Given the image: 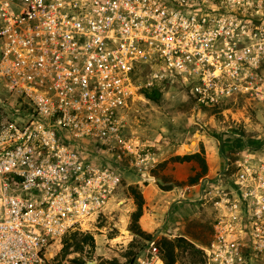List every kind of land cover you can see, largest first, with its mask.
<instances>
[{
	"label": "built area",
	"instance_id": "obj_1",
	"mask_svg": "<svg viewBox=\"0 0 264 264\" xmlns=\"http://www.w3.org/2000/svg\"><path fill=\"white\" fill-rule=\"evenodd\" d=\"M263 59L264 0H0V264H48L125 172L157 182L159 139L125 133L140 90L179 84L201 108L261 99ZM221 136L247 149L221 144L199 181L216 210L203 264H264V166L241 132ZM133 264H164L156 236Z\"/></svg>",
	"mask_w": 264,
	"mask_h": 264
},
{
	"label": "rangeland",
	"instance_id": "obj_2",
	"mask_svg": "<svg viewBox=\"0 0 264 264\" xmlns=\"http://www.w3.org/2000/svg\"><path fill=\"white\" fill-rule=\"evenodd\" d=\"M259 72H264V59ZM140 96L142 98L136 100L130 111L125 133L135 135L144 142L152 143L154 139H159L161 157L175 147L180 152H188L181 146L191 143L195 146L199 142L202 153L204 146L208 150L212 149L220 155L222 162L224 148H220L226 141L231 140L228 150L232 153L247 149L244 145H237V139L221 136L225 132L236 131L241 132L250 143L245 145L253 152L250 161L255 166L261 163L264 166V97L256 100L237 97L226 101L227 104L223 106L201 108L195 105L189 93L179 84L161 93L157 101ZM195 158L199 172L205 170L203 159L199 155ZM131 175V172H125L114 200L107 205L104 214L90 219V224L84 225L83 228L87 227L85 231L67 232L49 248L48 264H77L78 261L82 264L88 261L91 264H133L136 254L152 236H156L159 243L164 238L173 240L184 237L197 249L209 241L216 217V210L210 202L197 203L192 208L194 215L181 220L178 229L168 230L163 223L161 228L151 233H134L132 229L138 225L132 214L137 205L129 187L142 193L138 187L128 184ZM164 186L158 184L160 189ZM73 232H77L76 237L91 234L94 244L84 242L82 248L75 251ZM176 252L178 264H203L200 249L199 252H192L189 248H176Z\"/></svg>",
	"mask_w": 264,
	"mask_h": 264
},
{
	"label": "crops",
	"instance_id": "obj_3",
	"mask_svg": "<svg viewBox=\"0 0 264 264\" xmlns=\"http://www.w3.org/2000/svg\"><path fill=\"white\" fill-rule=\"evenodd\" d=\"M204 149L202 153L199 142L188 152H180L178 147L173 148L166 156L161 157L155 170L156 183H136V176H130L129 185L138 187L142 193L141 214L137 219V225L142 232L156 231L163 223L168 230L173 231L178 229L177 225L181 224V220L194 215L192 208L199 204V181L214 174L222 163L218 153L215 154L214 150H208L205 146ZM194 154L203 159L205 170L199 172L196 158L192 156ZM186 155L191 157L184 158ZM195 176L197 179L191 182L190 178ZM158 184L165 186L160 189Z\"/></svg>",
	"mask_w": 264,
	"mask_h": 264
},
{
	"label": "trees",
	"instance_id": "obj_4",
	"mask_svg": "<svg viewBox=\"0 0 264 264\" xmlns=\"http://www.w3.org/2000/svg\"><path fill=\"white\" fill-rule=\"evenodd\" d=\"M140 94L142 96H144L146 99L151 100V101H157L158 98L161 95V92L158 91V89L156 88H151V89H142L140 90ZM192 156H197L196 154L192 155ZM191 156H184V158H188ZM197 179V176L195 177H191L190 181L193 182ZM129 189L131 190V193L133 194L134 198H135V202L137 205L136 210L133 212L132 214V218L134 221H136L138 219V216L141 214V205L143 202L142 199V195L140 194V192H137L132 186L129 187ZM133 232L136 234H140L142 233V231L139 229L138 226L133 227ZM77 232H73V246L75 248V251H78L82 248V244L84 242L89 243L91 245L94 244V238L91 234H85L81 237H76ZM162 253H163V262L164 264H178L177 263V252H176V248H181L183 250L189 248L191 249L192 252H199V249L195 248L194 245L189 242L188 240H186V238L184 237H176L173 240L170 239H163L162 242L159 243ZM67 247V244L65 246V248ZM77 264H82V262L78 261Z\"/></svg>",
	"mask_w": 264,
	"mask_h": 264
},
{
	"label": "bare ground",
	"instance_id": "obj_5",
	"mask_svg": "<svg viewBox=\"0 0 264 264\" xmlns=\"http://www.w3.org/2000/svg\"><path fill=\"white\" fill-rule=\"evenodd\" d=\"M195 143V142H194ZM193 146V143L191 144H184L181 146V148L184 150H190V148ZM184 152V151H183Z\"/></svg>",
	"mask_w": 264,
	"mask_h": 264
},
{
	"label": "water",
	"instance_id": "obj_6",
	"mask_svg": "<svg viewBox=\"0 0 264 264\" xmlns=\"http://www.w3.org/2000/svg\"><path fill=\"white\" fill-rule=\"evenodd\" d=\"M85 264H91V262L88 261V262H86Z\"/></svg>",
	"mask_w": 264,
	"mask_h": 264
}]
</instances>
